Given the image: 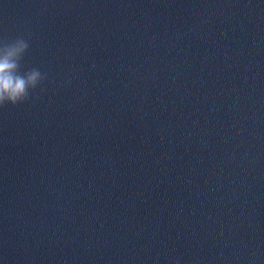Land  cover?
Segmentation results:
<instances>
[{
	"label": "water",
	"instance_id": "1",
	"mask_svg": "<svg viewBox=\"0 0 264 264\" xmlns=\"http://www.w3.org/2000/svg\"><path fill=\"white\" fill-rule=\"evenodd\" d=\"M18 38L0 264H264V0H0Z\"/></svg>",
	"mask_w": 264,
	"mask_h": 264
},
{
	"label": "clouds",
	"instance_id": "2",
	"mask_svg": "<svg viewBox=\"0 0 264 264\" xmlns=\"http://www.w3.org/2000/svg\"><path fill=\"white\" fill-rule=\"evenodd\" d=\"M26 39L0 43V106L16 105L26 101L29 92L44 79L37 68L21 71V59L28 50Z\"/></svg>",
	"mask_w": 264,
	"mask_h": 264
}]
</instances>
